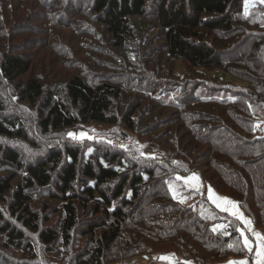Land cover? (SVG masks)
I'll use <instances>...</instances> for the list:
<instances>
[{"label": "trees", "instance_id": "obj_1", "mask_svg": "<svg viewBox=\"0 0 264 264\" xmlns=\"http://www.w3.org/2000/svg\"><path fill=\"white\" fill-rule=\"evenodd\" d=\"M145 2L92 0L91 9L100 23L121 38L127 21L144 15ZM240 8L241 0H161L156 16L168 57L192 70L215 71L211 76L226 82L224 89L233 88L235 92L196 89L191 96L185 95L182 103L176 99L178 92L171 93L167 107L178 109L173 115L182 131L157 147L158 160H136L124 152L105 150L100 156L87 154L79 177L78 152L66 147L67 163L54 181L57 197L63 200L60 237L52 229L42 230L39 237L44 244L58 238L63 244L70 242L79 220L78 206L91 217L85 232L92 248L77 256L81 264H105L138 256L142 254L143 234L151 242L168 244L172 250L161 253L175 254L178 264H221L235 256L252 259V253L243 247L236 218L217 210L192 189L185 192L191 197L188 203H181L170 191L172 185L180 187L177 175L198 171L204 184L235 200L264 236V128L260 133L255 130L256 123L264 120V63L251 60L263 51L264 29L250 31L248 47L235 56L230 54L227 48L238 31L235 25L246 28ZM205 31L222 33L224 44L217 50L208 42ZM30 69L31 61L24 55L0 50V75L16 81L22 101L38 105L41 100L45 128L118 122V117L110 113L112 97L119 94L117 88L107 83L92 86L82 77L73 76L65 82L69 107L54 92L44 91L38 79L21 80ZM180 111L185 113L180 115ZM133 112L126 111L121 117L129 131L135 128ZM6 121L11 127L0 123V134L23 135L16 118ZM0 152L14 169L21 168L14 151L0 147ZM59 157V152L52 151L48 161L26 165V175L14 186L13 175L0 177V201L12 190L10 214L29 230L37 231L38 227L26 192L33 186L48 188L53 179L46 166L50 162L54 166ZM0 234L11 244L23 239L22 232L8 223L0 226Z\"/></svg>", "mask_w": 264, "mask_h": 264}, {"label": "rangeland", "instance_id": "obj_2", "mask_svg": "<svg viewBox=\"0 0 264 264\" xmlns=\"http://www.w3.org/2000/svg\"><path fill=\"white\" fill-rule=\"evenodd\" d=\"M160 2L161 0H146L144 15L130 18L122 37L117 38L97 20L91 9L92 0H0V50L24 55L31 61L30 71L21 76V80L30 77L38 79L44 91L54 92L69 107L70 103L65 97V82L73 76L82 77L92 86L107 83L119 91L117 96L112 97L110 106V113L119 119L117 123L85 122L54 130L43 126L41 100L38 105L22 101L17 94L16 81H7L0 75V100L3 104L0 123L11 127L6 120L16 118L23 133L21 136L0 134V147L14 151L21 167L19 170L14 169L0 152V177L13 175L14 186L26 175V165L48 161L52 151L60 154L54 166L51 162L46 166L53 179L48 188L33 186L26 192L30 196L29 209L36 215L37 231L24 227L15 215L10 214L8 206L13 202L12 190L0 201V226L8 223L23 235L22 240L11 244L0 234V264H81V258L78 259L77 256L92 248L85 232L86 223L91 217L78 206L79 220L71 232L68 244H63L58 238L54 243L46 245L39 237V232L45 229L54 230L60 237L64 218L63 200L57 197L58 190L54 181L58 179L61 167L67 163V154L64 152L66 147H73L78 152L79 177H82L87 154L100 156L105 150L124 152L126 157L136 160H158L155 154L157 147L182 131L180 121L173 115L178 109L167 107L171 93L178 92L176 99L182 103L181 99L185 95L191 96L196 89L235 92L233 88L224 89L227 83L211 76L215 71L192 70L184 62L168 57L156 16V7ZM239 14L242 22L246 23V28L235 25L238 31L229 42L231 46L227 48L233 56L248 47L250 40L246 41V37L250 31L257 33L262 32L257 28L264 29V2L241 0ZM205 34L208 42L217 47V50L224 44L222 33L205 31ZM254 58L251 57L253 62L264 63V44L263 51ZM126 111H134L133 131L126 130L123 126L121 117ZM179 113L181 115L185 111ZM255 128L256 133H260L264 128V120H259ZM69 133L75 134L76 138L69 136ZM81 133L85 135L80 137ZM193 174L199 178L198 182L185 183V179ZM176 179L180 187H170L175 199L183 200V203L190 202L191 197L185 192L192 189L221 211L209 199L208 188L211 186L203 183L200 172L177 175ZM211 189L218 197L227 198L238 205L232 198L217 192L213 187ZM238 211L246 220L251 221L239 205ZM221 212L236 218L231 210ZM237 220L240 229L249 238L253 249L250 252L252 259L244 256L228 257L221 264L245 260L248 264H256V252L259 248L253 233H260L261 236L262 233L252 222V231H249ZM141 240L142 254L105 264H178L179 259L175 254L161 253L172 250L168 244L151 242L144 234Z\"/></svg>", "mask_w": 264, "mask_h": 264}, {"label": "snow or ice", "instance_id": "obj_3", "mask_svg": "<svg viewBox=\"0 0 264 264\" xmlns=\"http://www.w3.org/2000/svg\"><path fill=\"white\" fill-rule=\"evenodd\" d=\"M264 2V0H262ZM85 134L81 133L80 137H83ZM69 136L72 138H76L75 134L69 133ZM179 179V178H178ZM199 178L193 174L191 177L185 179V183H191L192 181H197L198 182ZM198 190V188H197ZM208 196L209 199L212 200L218 208H220L221 211H230L233 216H235L237 219H239L245 227L249 230L252 231V226H251V221L246 220L243 217V214L238 211V205L235 202H232L228 200L227 198H221L218 197L214 191L211 189V187L208 188ZM175 198V195H174ZM181 203L183 200L180 201ZM221 228H224L223 225L220 226ZM213 231H216V229H213ZM237 231L240 232V235L242 237V242H243V247L247 249L249 252L253 251L249 238L245 235L244 230L242 229H237ZM256 237V241L258 242V248L259 251L256 252L257 260L256 264H264V236H261L260 233H253ZM229 247H233V245H229ZM163 259V258H162ZM229 264H248V261H230Z\"/></svg>", "mask_w": 264, "mask_h": 264}, {"label": "built area", "instance_id": "obj_4", "mask_svg": "<svg viewBox=\"0 0 264 264\" xmlns=\"http://www.w3.org/2000/svg\"><path fill=\"white\" fill-rule=\"evenodd\" d=\"M206 264H214V263H206Z\"/></svg>", "mask_w": 264, "mask_h": 264}]
</instances>
